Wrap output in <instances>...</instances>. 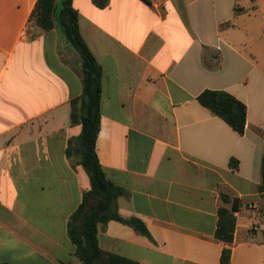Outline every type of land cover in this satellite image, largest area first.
I'll return each instance as SVG.
<instances>
[{
    "label": "crops",
    "instance_id": "1",
    "mask_svg": "<svg viewBox=\"0 0 264 264\" xmlns=\"http://www.w3.org/2000/svg\"><path fill=\"white\" fill-rule=\"evenodd\" d=\"M37 1L0 0V264H80L68 224L91 188L76 151L82 127L71 124L81 60L58 30L31 23ZM235 3L73 0L104 72L99 161L127 191L120 215L151 233L111 221L99 230L104 251L137 264H220L227 186L240 202L231 264H264V6ZM205 90L246 104L243 136L199 103Z\"/></svg>",
    "mask_w": 264,
    "mask_h": 264
},
{
    "label": "trees",
    "instance_id": "2",
    "mask_svg": "<svg viewBox=\"0 0 264 264\" xmlns=\"http://www.w3.org/2000/svg\"><path fill=\"white\" fill-rule=\"evenodd\" d=\"M91 1L100 9L107 8L110 3V0ZM30 21L43 32L58 30L81 60L83 92L81 96L71 101V124L82 127L81 135L76 142V151L80 156L79 165L90 177L91 188L84 193L80 205L68 224L69 238L76 247V255L81 261L80 264H137L125 257L104 251L99 244L100 226L111 221L127 225L143 236L150 237L151 233L141 219L137 217L127 219L120 215L118 201L119 198L127 195V191L111 181L96 152L101 129L104 72L82 36L79 12L73 0H38ZM197 100L239 135L245 134L247 106L234 95L222 90H205ZM68 153L70 154V150ZM229 165L231 169L238 170L240 163L232 158ZM260 192H264V155ZM219 194L220 204L215 237L227 245L222 251L220 264H231L230 245L234 242L240 202L227 186H220Z\"/></svg>",
    "mask_w": 264,
    "mask_h": 264
},
{
    "label": "built area",
    "instance_id": "3",
    "mask_svg": "<svg viewBox=\"0 0 264 264\" xmlns=\"http://www.w3.org/2000/svg\"><path fill=\"white\" fill-rule=\"evenodd\" d=\"M249 6V11H255L257 10L260 6H264V0H236L235 3V11L240 12L243 11L247 8V5ZM262 229V227H258L256 225L253 226L252 230L256 231L258 229Z\"/></svg>",
    "mask_w": 264,
    "mask_h": 264
},
{
    "label": "rangeland",
    "instance_id": "4",
    "mask_svg": "<svg viewBox=\"0 0 264 264\" xmlns=\"http://www.w3.org/2000/svg\"><path fill=\"white\" fill-rule=\"evenodd\" d=\"M66 50H67V49H65V48L61 49V54H64V58L68 59V58H69V55H68V53H67ZM73 60H74V59H73ZM18 66H19L18 61H15V62L13 63V65L11 66L10 71H14L15 67L18 68ZM48 69H49V64H48L47 62H45V70H48ZM50 69H51V66H50Z\"/></svg>",
    "mask_w": 264,
    "mask_h": 264
}]
</instances>
